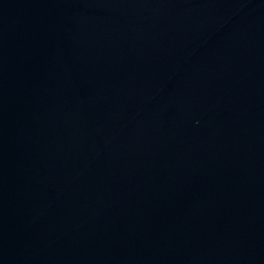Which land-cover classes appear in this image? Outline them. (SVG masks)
I'll return each instance as SVG.
<instances>
[{"label": "water", "instance_id": "obj_1", "mask_svg": "<svg viewBox=\"0 0 264 264\" xmlns=\"http://www.w3.org/2000/svg\"><path fill=\"white\" fill-rule=\"evenodd\" d=\"M0 264H264V0H0Z\"/></svg>", "mask_w": 264, "mask_h": 264}]
</instances>
